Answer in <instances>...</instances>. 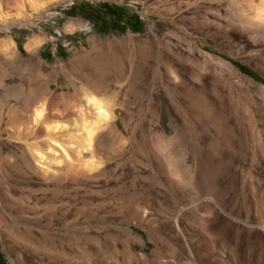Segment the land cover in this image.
<instances>
[{
    "label": "rangeland",
    "instance_id": "obj_1",
    "mask_svg": "<svg viewBox=\"0 0 264 264\" xmlns=\"http://www.w3.org/2000/svg\"><path fill=\"white\" fill-rule=\"evenodd\" d=\"M191 1L0 0V264H264V25Z\"/></svg>",
    "mask_w": 264,
    "mask_h": 264
},
{
    "label": "bare ground",
    "instance_id": "obj_2",
    "mask_svg": "<svg viewBox=\"0 0 264 264\" xmlns=\"http://www.w3.org/2000/svg\"><path fill=\"white\" fill-rule=\"evenodd\" d=\"M182 9L183 11H181L178 17L182 21H185L191 29L200 30L201 33L204 32L207 35H227L225 34L227 32L225 27L236 28L239 25L246 27L248 25L257 26L255 31L258 32L262 30V26L264 25V0H197L188 2ZM249 10H251V13ZM86 102L94 109L95 113H93L95 115L94 121L92 123L89 122L91 123L90 125L86 123L89 120L84 121L85 124L82 126H85V135L82 140L87 146L94 149L98 142L93 132L97 123L108 117L109 111L101 98L95 94L87 95ZM44 109V107H41L36 111L32 124L33 128L40 121ZM44 128L48 130V128L52 127L48 126ZM34 153L38 154V151L35 150Z\"/></svg>",
    "mask_w": 264,
    "mask_h": 264
},
{
    "label": "trees",
    "instance_id": "obj_3",
    "mask_svg": "<svg viewBox=\"0 0 264 264\" xmlns=\"http://www.w3.org/2000/svg\"><path fill=\"white\" fill-rule=\"evenodd\" d=\"M103 6H108V5H111V6H113L111 3H108V2H106V1H104V2H102L101 3ZM120 18V17H119ZM137 21H138V26L140 25V20L139 19H137ZM243 71H245V72H247V73H249V74H251L252 76H254V77H258V75L256 74V72H254L253 70H251L249 67H247L246 65H244V64H241V63H236Z\"/></svg>",
    "mask_w": 264,
    "mask_h": 264
}]
</instances>
